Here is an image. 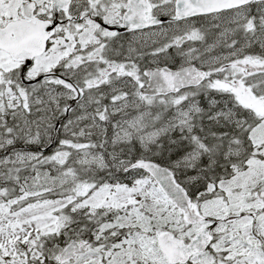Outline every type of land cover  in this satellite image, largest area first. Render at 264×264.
Listing matches in <instances>:
<instances>
[{"label":"snow or ice","instance_id":"snow-or-ice-1","mask_svg":"<svg viewBox=\"0 0 264 264\" xmlns=\"http://www.w3.org/2000/svg\"><path fill=\"white\" fill-rule=\"evenodd\" d=\"M0 264H264V0H0Z\"/></svg>","mask_w":264,"mask_h":264}]
</instances>
